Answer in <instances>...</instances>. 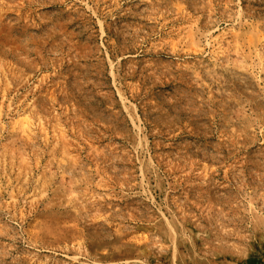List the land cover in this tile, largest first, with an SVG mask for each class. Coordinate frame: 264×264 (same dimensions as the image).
I'll return each instance as SVG.
<instances>
[{"label":"rangeland","instance_id":"1","mask_svg":"<svg viewBox=\"0 0 264 264\" xmlns=\"http://www.w3.org/2000/svg\"><path fill=\"white\" fill-rule=\"evenodd\" d=\"M0 264H264V0H0Z\"/></svg>","mask_w":264,"mask_h":264}]
</instances>
